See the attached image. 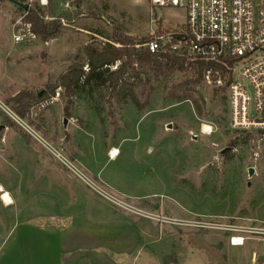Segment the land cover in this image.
Wrapping results in <instances>:
<instances>
[{"label": "rangeland", "instance_id": "rangeland-1", "mask_svg": "<svg viewBox=\"0 0 264 264\" xmlns=\"http://www.w3.org/2000/svg\"><path fill=\"white\" fill-rule=\"evenodd\" d=\"M20 1L44 10L53 1L44 20L61 27L47 38L32 29L35 39L16 43L13 33L26 14L0 1V264L13 227L25 222L103 232L124 248L118 255L112 247L120 264L263 258L264 235L248 234L244 245L232 246L220 228L264 226V134L230 128L225 84L204 80L192 89L185 84L190 70L156 77L142 67L128 83L144 92L143 109L122 99L107 73L83 79L73 92L56 86L76 62L90 70L88 46L108 42L114 32L148 40L179 30L184 9L150 0ZM182 91L193 97H175ZM1 188L13 202L3 200Z\"/></svg>", "mask_w": 264, "mask_h": 264}, {"label": "built area", "instance_id": "built-area-1", "mask_svg": "<svg viewBox=\"0 0 264 264\" xmlns=\"http://www.w3.org/2000/svg\"><path fill=\"white\" fill-rule=\"evenodd\" d=\"M150 1L155 7L184 9L186 21L179 30L154 34L145 43L149 50L173 51L191 62H212L225 67L226 73L210 67L205 80L209 84L227 86L230 128L264 131V0ZM19 23L22 26L13 33L16 43L37 37L29 22L20 20ZM173 34L185 38L179 39ZM117 66L118 63L113 68ZM220 228L229 231L232 246L244 245L251 238L248 234L264 235V226L255 224H222ZM256 256V260L251 259L249 263L264 264V257L258 253Z\"/></svg>", "mask_w": 264, "mask_h": 264}, {"label": "trees", "instance_id": "trees-1", "mask_svg": "<svg viewBox=\"0 0 264 264\" xmlns=\"http://www.w3.org/2000/svg\"><path fill=\"white\" fill-rule=\"evenodd\" d=\"M20 9L24 11L21 7ZM53 10V1H50L47 10L38 6H31L25 12V20L32 25L33 31L42 38L55 36L60 32L61 26L58 20L49 23L44 20L45 13L54 12ZM108 40L100 46L92 45L85 49L89 71L84 70L83 64L76 62L60 75L56 86H64L73 92L83 79L90 82L99 75L107 73L106 78L112 86L115 88L120 86L119 96L122 99L130 98L138 108L143 109L147 105V102L142 103L141 101V95L144 92L139 95L131 85L133 82L128 83V78L134 80L137 77L140 78V68L142 67H148V69L154 71L156 77L165 75L166 72L190 70L192 77L185 84L192 87V89L205 80L206 71L210 67L220 69L224 73L227 72L222 65L204 61L191 62L185 56L178 55L173 51L151 52L145 45L147 39H139L131 35L114 32ZM117 63V68L113 69V66ZM175 97L183 100L192 98L193 94L190 91H182L180 95L176 94ZM193 101L198 113H202V105L195 98H193ZM257 132L264 134V131L261 130Z\"/></svg>", "mask_w": 264, "mask_h": 264}, {"label": "crops", "instance_id": "crops-1", "mask_svg": "<svg viewBox=\"0 0 264 264\" xmlns=\"http://www.w3.org/2000/svg\"><path fill=\"white\" fill-rule=\"evenodd\" d=\"M32 224H15L14 241L8 247V262L4 260L2 264H120L113 261L112 247L117 249L118 255L124 248L114 246L115 242L103 232L96 235L89 227L81 225L45 227Z\"/></svg>", "mask_w": 264, "mask_h": 264}, {"label": "water", "instance_id": "water-1", "mask_svg": "<svg viewBox=\"0 0 264 264\" xmlns=\"http://www.w3.org/2000/svg\"><path fill=\"white\" fill-rule=\"evenodd\" d=\"M9 1L13 2L18 7H21L24 10V12H26L28 10V8L30 7L29 4L23 3L20 0H9ZM172 36H174L176 38H179V39H184L185 38L184 36L178 35V34H173ZM67 123H68V119H64V126L65 127L67 126ZM171 127H172V124H169L168 128H171ZM4 128H5L4 125H0V129H4ZM225 151H226V149H224L222 152H225ZM253 174H254V168H250L249 169V175L252 176Z\"/></svg>", "mask_w": 264, "mask_h": 264}, {"label": "bare ground", "instance_id": "bare-ground-1", "mask_svg": "<svg viewBox=\"0 0 264 264\" xmlns=\"http://www.w3.org/2000/svg\"><path fill=\"white\" fill-rule=\"evenodd\" d=\"M116 153H117V149L116 148H114V149H112V151H111V157H114L115 155H116ZM1 191L4 193V195H3V200L5 201V202H7V203H11L12 202V199H11V197H10V195H9V193L8 192H5L4 190H3V188H1Z\"/></svg>", "mask_w": 264, "mask_h": 264}]
</instances>
